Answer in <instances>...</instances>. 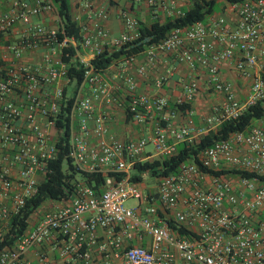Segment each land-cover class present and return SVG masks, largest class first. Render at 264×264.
<instances>
[{"label": "built area", "instance_id": "1", "mask_svg": "<svg viewBox=\"0 0 264 264\" xmlns=\"http://www.w3.org/2000/svg\"><path fill=\"white\" fill-rule=\"evenodd\" d=\"M0 11V33L15 22L27 23L29 16L49 10V1L4 0ZM91 9L90 0H81ZM145 2L153 20L160 14L178 17L182 11L174 0H129ZM229 8L236 14L235 26L229 28L222 15L209 16L188 25L174 27L161 40L147 45L139 53L143 61L135 66L145 75L160 55L171 54L191 71L203 68L213 92L221 94L213 114L205 123L217 125L235 118L244 109L236 100L231 85L220 78L219 64L232 60L235 71L250 78L246 106L264 98V83L253 69L258 57L264 60V0H232ZM99 20L106 18L103 9L95 11ZM124 31L108 37L107 30L95 22L79 40L57 39L58 29L39 23L27 26L4 51L19 58L28 49L45 46L43 70L20 62L0 64V239L9 220L16 215L43 179L46 161L57 152L56 139H49L47 128L53 126L61 107L71 98L68 111L67 157L76 170L104 175L101 190L81 180H74L72 193L61 204L47 208L32 226L25 227L10 246L0 248V264H30L24 252L42 244H52L60 264L91 259L89 247L100 228L103 239L97 249L103 254L101 264H264V129L249 126L203 146L195 159L179 163L175 171L155 177L154 191H145L130 179V168L150 144L157 156H169L179 142L196 140L188 124L175 126V108L164 96L137 93L133 76L126 67L135 63V55L126 56L117 65L115 77L123 83L125 110L135 123L152 121L146 137L120 141L108 135V115L96 110L97 102L113 101L111 87L89 60L83 64V79L75 93L65 99L61 86L55 84L51 94L41 93L43 86L69 81L68 63L61 56L63 48L77 46L92 58L108 45L118 48L138 36L139 21L122 11ZM82 29H85L83 26ZM58 51V57L52 54ZM110 48V49H111ZM264 67V65L262 66ZM167 81L166 75L153 80L155 88ZM84 83L86 94L81 93ZM182 94L175 104L189 102L198 89L195 76L181 80ZM19 98L15 101L11 96ZM23 120L28 131L18 122ZM74 123V124H73ZM76 125V126H74ZM204 128L198 129L202 134ZM94 139L93 141L91 139ZM128 199L134 202L126 205ZM64 242L54 243L55 236ZM149 237L148 245L131 243ZM114 261L109 260V249ZM41 264H48L43 252H36Z\"/></svg>", "mask_w": 264, "mask_h": 264}, {"label": "crops", "instance_id": "2", "mask_svg": "<svg viewBox=\"0 0 264 264\" xmlns=\"http://www.w3.org/2000/svg\"><path fill=\"white\" fill-rule=\"evenodd\" d=\"M33 4V0H29ZM49 1L51 7L49 10H42L39 14L29 16L27 23L15 22L10 28L5 32L0 33V64L5 65L9 62H20L28 67H36L39 70H43L42 55L46 50L45 46H40L34 49H28L22 53L19 58H14L11 54L4 51V46L7 43L13 42L17 37L24 32L28 25L33 23H39L40 25L50 28L58 29L61 24L60 19L56 12L55 4L51 0ZM70 4V14L72 20H74L80 28V34L85 31H90L95 22H100L102 26L107 30L108 37L112 38L118 36L124 31L122 22L119 18L120 12L124 11L129 15L134 16L139 22L146 24L151 22V18L148 8L145 2H131L129 0H90L91 9H87L83 6L81 0H68ZM193 0H174L176 7L180 10L188 8ZM219 1V6L217 11H212L207 14L203 21H206L209 16L222 15L225 18L226 24L229 28L235 26L237 20L236 14L232 11L228 2L232 0H215ZM6 9V2L0 0V11ZM103 9L106 12V18L104 20H99L95 15V11ZM160 12L157 20H163L167 18L164 16L163 12ZM85 29H82V27ZM77 41V40H76ZM108 45L106 49H110ZM52 54L53 58L58 57L57 48ZM90 54L77 46L74 57H72L69 62L72 63L74 59L83 62L89 60ZM231 61L222 62L219 64L218 73L221 79L226 80L230 83L231 89L238 103L243 107L246 106V101L250 91V78L243 77L239 75ZM122 61L121 59L116 60L114 63L110 64L105 69L99 71L101 77L108 82L111 87V93L113 95V101L108 104H104L102 101L97 102L95 105L96 110H103L107 113V131L108 135L114 138L124 141L129 139H137L141 137H146L150 131L152 121H145L143 123H135L131 120L130 116L125 110V95L123 90V83L119 78L115 77L117 72V65ZM143 61L141 53L135 55V63L126 67L127 73L133 76L135 82V89L137 93L147 94L151 97L154 96H164L167 98L169 107H173L176 110V115L172 118V122L175 126H180L188 124L193 135L197 139L199 136L205 134L209 130H215L217 124L214 122L211 125L205 123V118L213 114L212 108L221 99V94L218 92H213L206 81L207 74L203 68H196V70L191 71L185 64L177 62L171 54L160 55L159 58L152 65H146L145 75H139L135 71V66ZM264 60L261 56L258 57V66L253 69L254 74H259L261 76L264 73ZM159 75H166L167 81L161 85L159 88H155L153 85V80ZM187 76H195L198 81V89L195 92L193 98L189 102H182L185 105L184 108H177L175 106V100L181 97L182 88L181 80ZM55 84L61 86L65 99L69 98L75 93L76 85L73 81L66 82L65 80H59L57 83L51 85L43 86L40 90L41 93L51 94L55 87ZM88 89V84L84 83L81 87V93L86 94ZM264 90V87H263ZM15 101L19 102V98L15 95L11 96ZM40 124L47 128L49 134V139L55 141L61 135V129L55 124L53 126H44V119L40 118ZM22 127V130L28 131L27 124L21 120L18 122ZM74 124V123H73ZM259 126L264 129V115L262 118L253 120L250 126ZM76 126V125H74ZM204 128L202 134L197 133L198 129ZM94 140L93 138L91 139ZM149 145V148H147ZM160 156L154 155L150 144H146L143 152L138 157L136 161L152 160L159 158ZM130 174L134 173L133 165L130 168ZM141 180L137 181L138 185L145 191H154L156 187V182L151 184L147 173H140ZM42 179L40 178V181ZM81 180L80 177L76 176L75 181ZM155 180V179H154ZM83 181V180H81ZM61 200L47 199L43 201V207L41 210L36 212V209L30 214L27 219V226L30 227L35 224L42 216L44 211L51 207L61 204ZM104 233L100 228L95 231V241L89 247V252L91 259L88 264H101L103 261V254L97 249V244L103 239ZM65 238L61 236H55L53 241L58 244L64 242ZM131 243L148 245L149 237L143 236L142 239H138L136 236L132 237ZM113 249H109V260L114 261V257L111 255ZM41 251L45 255V259L48 264H60L61 258L57 255L56 249L52 247V244H42L40 247L32 246L24 252V257L30 262V264H41L37 258L36 252ZM73 264H83L82 262H74Z\"/></svg>", "mask_w": 264, "mask_h": 264}, {"label": "trees", "instance_id": "3", "mask_svg": "<svg viewBox=\"0 0 264 264\" xmlns=\"http://www.w3.org/2000/svg\"><path fill=\"white\" fill-rule=\"evenodd\" d=\"M56 7L57 15L61 24L56 33L57 39L61 37H72L79 40L80 28L72 20L70 14V4L68 0H51ZM215 0H193L188 8L182 11L178 17H167L163 20H152L143 24L139 22L138 36L136 39L121 45L118 48H103L99 53L89 59V63L96 71H101L114 63L116 60L126 56L136 55L147 45L155 43L174 27L188 25L197 20H203L205 16L214 11ZM61 58L65 62L74 57L75 52L71 45L63 48ZM83 64L75 60L68 64L66 76L69 81H73L76 87L83 79ZM264 83V73L261 74ZM71 98L66 101V105L61 107L55 125L61 129V135L56 141L57 152L55 156L46 161V170L43 179L38 183L36 192L26 200L20 211L9 220V226L0 239V248L10 246L14 239L18 237L27 226V219L30 214L47 199H61L68 197L73 190L75 177H80L84 183L90 185L98 193L101 190L104 175L98 172H83L76 170L67 157L68 145V111ZM177 108H184L185 105L175 104ZM173 108V107H171ZM129 115V114H128ZM264 115V98L256 100L254 103L244 107L235 118L221 121L215 130H209L199 136L194 142H179L175 145V151L169 156H160L152 160L136 161L133 163L134 173L130 179L140 181V173H147L151 177L160 176L173 172L179 163L187 159H195V153L214 142L215 140L226 137L234 131L245 130L251 125L253 120L262 118ZM65 164V167L64 165Z\"/></svg>", "mask_w": 264, "mask_h": 264}, {"label": "rangeland", "instance_id": "4", "mask_svg": "<svg viewBox=\"0 0 264 264\" xmlns=\"http://www.w3.org/2000/svg\"><path fill=\"white\" fill-rule=\"evenodd\" d=\"M218 6H219V1H216L215 4H214V11H217L218 10ZM147 148H149V145H147ZM64 167H65V164H63ZM155 177H151V176H148V178L146 177V180H148L151 184H153L155 182ZM134 200L133 199H128L126 200L125 204L128 205V204H131L133 203ZM43 207V204H40L37 208H36V212H38L39 210H41Z\"/></svg>", "mask_w": 264, "mask_h": 264}]
</instances>
